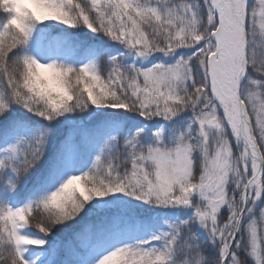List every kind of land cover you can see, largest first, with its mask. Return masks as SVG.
<instances>
[{"label": "snow or ice", "instance_id": "snow-or-ice-1", "mask_svg": "<svg viewBox=\"0 0 264 264\" xmlns=\"http://www.w3.org/2000/svg\"><path fill=\"white\" fill-rule=\"evenodd\" d=\"M0 264H264V0H0Z\"/></svg>", "mask_w": 264, "mask_h": 264}]
</instances>
